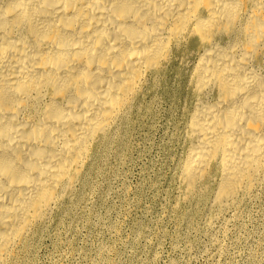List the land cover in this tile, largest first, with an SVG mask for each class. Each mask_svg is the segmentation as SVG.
<instances>
[{"label":"bare ground","instance_id":"bare-ground-1","mask_svg":"<svg viewBox=\"0 0 264 264\" xmlns=\"http://www.w3.org/2000/svg\"><path fill=\"white\" fill-rule=\"evenodd\" d=\"M172 78L182 195L238 212L264 189V0H0V264L29 261Z\"/></svg>","mask_w":264,"mask_h":264},{"label":"rangeland","instance_id":"rangeland-1","mask_svg":"<svg viewBox=\"0 0 264 264\" xmlns=\"http://www.w3.org/2000/svg\"><path fill=\"white\" fill-rule=\"evenodd\" d=\"M186 101L172 78L154 115L136 123L128 148L112 152L23 264H264V189L219 218L209 201L182 195Z\"/></svg>","mask_w":264,"mask_h":264}]
</instances>
